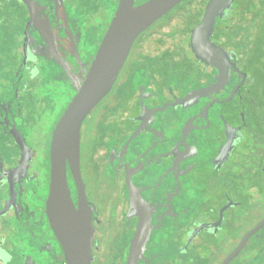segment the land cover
I'll list each match as a JSON object with an SVG mask.
<instances>
[{
	"label": "flooded vegetation",
	"instance_id": "flooded-vegetation-1",
	"mask_svg": "<svg viewBox=\"0 0 264 264\" xmlns=\"http://www.w3.org/2000/svg\"><path fill=\"white\" fill-rule=\"evenodd\" d=\"M34 1L0 0V264H68L47 214L51 140L97 51L72 13L82 1ZM208 1L183 0L139 35L83 121L92 264H125L141 215L139 264H223L264 219V0L216 18L230 55L206 62L190 40ZM263 258L264 225L227 264Z\"/></svg>",
	"mask_w": 264,
	"mask_h": 264
},
{
	"label": "water",
	"instance_id": "water-1",
	"mask_svg": "<svg viewBox=\"0 0 264 264\" xmlns=\"http://www.w3.org/2000/svg\"><path fill=\"white\" fill-rule=\"evenodd\" d=\"M30 7L34 0H23ZM183 0H119L114 16L100 42L76 94L58 120L51 140V181L47 214L51 226L65 248L68 264H92L94 223L83 192L80 173L81 126L98 103L110 92L127 60L135 40L157 20ZM233 0H209L203 19L192 30L190 45L200 59H221L229 52L212 41L216 18L231 6ZM74 173L79 188L80 204L73 201L67 166ZM264 225V219L241 240L223 264L231 261L249 237ZM150 235V223L141 215L125 264H139Z\"/></svg>",
	"mask_w": 264,
	"mask_h": 264
},
{
	"label": "rangeland",
	"instance_id": "rangeland-1",
	"mask_svg": "<svg viewBox=\"0 0 264 264\" xmlns=\"http://www.w3.org/2000/svg\"><path fill=\"white\" fill-rule=\"evenodd\" d=\"M82 5L77 9L72 10L75 17L78 18L80 25H84L83 22L86 21L84 25V37L86 44L92 47L93 51H96L99 46V41L102 39L108 23L112 19L111 14L117 5L112 0H80ZM101 11V12H100ZM111 18V19H110ZM175 23V20L170 24V26ZM171 29L166 26L163 30ZM143 35V34H142ZM56 92V88H52ZM52 89H50L52 91ZM44 91V90H43ZM58 95H56L57 97ZM51 97V96H50ZM60 97V96H59ZM52 99V98H51ZM68 103V99L65 100ZM67 105V104H66ZM64 106V105H63ZM93 115V114H90ZM264 263V258L262 264Z\"/></svg>",
	"mask_w": 264,
	"mask_h": 264
},
{
	"label": "trees",
	"instance_id": "trees-1",
	"mask_svg": "<svg viewBox=\"0 0 264 264\" xmlns=\"http://www.w3.org/2000/svg\"><path fill=\"white\" fill-rule=\"evenodd\" d=\"M220 26V25H219Z\"/></svg>",
	"mask_w": 264,
	"mask_h": 264
}]
</instances>
